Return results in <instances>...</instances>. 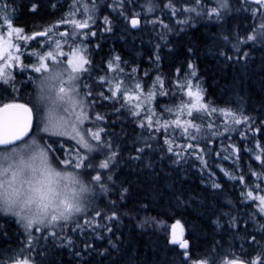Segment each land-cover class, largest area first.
Instances as JSON below:
<instances>
[{
    "label": "snow or ice",
    "instance_id": "6c2138e0",
    "mask_svg": "<svg viewBox=\"0 0 264 264\" xmlns=\"http://www.w3.org/2000/svg\"><path fill=\"white\" fill-rule=\"evenodd\" d=\"M50 6L54 13L64 11L28 33L14 24L17 9L0 3V219L5 220L0 236L9 235V218L24 236L15 248L0 253V264H45L51 242L67 248L79 264H90L94 252L111 254L96 241L117 248L123 218L131 220L137 209L152 210L151 201L129 209L130 187L116 175L125 144L110 117L125 113L141 129L132 144L136 154L127 160L151 168L152 160L145 157L157 149L161 159L167 155L177 166L194 158L200 172L208 173L210 187L221 191L209 158L213 163L232 161L230 171L216 165L239 188L237 207L220 216L228 218L234 236L243 233L244 243L239 254L216 244L192 259L198 246L186 238L179 220L170 232L167 221L157 216H145L138 226L164 235L167 244L176 246L170 251L182 249L181 264H264V117L246 114L241 104L225 101L220 107L207 100L195 60L168 76L158 69L161 46L171 42L169 36L198 24L217 26L208 39L225 62L246 65L252 49L264 48V0H65L59 8ZM36 8L33 3L31 11ZM236 13H248L249 23L230 25L239 20ZM149 25L158 38L148 57L157 66L154 72L141 76L142 69L118 53L103 60L104 69L95 65L93 50L101 45L90 42L98 33ZM188 52L198 55L195 47ZM100 71L104 74L93 75ZM17 77L23 78L19 88ZM31 85V95L20 102L17 94ZM160 97L170 103L161 105ZM109 107L111 113L101 110ZM248 220L258 225L256 233L247 231ZM215 223L220 225V219Z\"/></svg>",
    "mask_w": 264,
    "mask_h": 264
},
{
    "label": "trees",
    "instance_id": "16d2710c",
    "mask_svg": "<svg viewBox=\"0 0 264 264\" xmlns=\"http://www.w3.org/2000/svg\"><path fill=\"white\" fill-rule=\"evenodd\" d=\"M4 2L17 9L14 24L30 33L42 29L59 18L64 9L54 13L50 5L56 3L59 8L65 0H0V3ZM100 2L103 3L104 0ZM33 3L37 5L34 12L31 11ZM234 15L239 17V20H231L230 25L238 22L249 23L246 19L249 16L248 13ZM156 31L159 29L157 28ZM217 31L215 24H209L207 27L204 24H198L187 33L169 36L168 39L171 42L167 46L163 44L161 46L159 71L168 76L187 61L195 60L208 92L207 100L220 107H225V101L229 102L228 106L241 104L246 114L264 117V48L257 46L252 49L251 58L246 65L227 63L223 57L216 54V48L212 47L208 39L210 32ZM98 35V41L93 40V44L101 45L100 52L93 59L96 60L94 63L100 69H104L102 61L110 53H118L130 66H139L142 69L141 76L143 71H150L151 66L156 70L157 66L148 59L154 51L155 44L158 43L151 25L147 31L143 29L137 32L132 30L125 32L121 26L111 34L101 32ZM189 47H195L198 55L190 54ZM209 47L212 48L211 51ZM94 73V76L104 74L103 71ZM18 99L20 102H26L19 96ZM158 99L161 105L170 103L167 98ZM101 110L111 113L110 107ZM110 119L115 121L111 127L123 138L125 144V159L121 161L116 175L118 181L125 182V186L130 187L126 205L132 209L134 205L141 202L151 201L152 210L145 212L137 209L139 214L133 212L131 220L127 216L123 218V223L119 225V232H117V236L121 237L117 248H111L105 240L96 241L100 250L109 248L111 254L100 255L94 252L88 257L90 264H181L182 258L179 253L183 251L182 249L177 247L176 252L170 251L176 246L167 244L164 235L151 226L144 228L138 226V222L145 216H157L166 220L169 232L170 226L179 220L183 225L186 238L194 240L198 246L193 251L192 259L197 258L198 254H206L216 244L222 245L223 251L231 250L239 254V246L244 243L241 239L243 233L234 236L226 224L228 218L220 216L221 211L228 212L237 207L235 201L239 191L238 185L221 171V167L230 171L232 161L216 159L213 163V158H209L211 171L215 172L217 182L223 185L222 191L210 187L208 173L200 172L199 162L194 158L177 166L168 159L167 155L161 159L157 149L146 155L145 160L151 159L152 167H145L144 162L127 160L129 154H136L132 144L134 139H139L141 133L135 118L125 113L113 114ZM244 160L247 161V155ZM217 164L221 167H217ZM229 200L234 203L229 204ZM240 209L244 210L242 205ZM233 214H236L235 211ZM218 218L220 225L215 223ZM2 226H5L4 219H0V227ZM6 227L9 235L0 236V253L6 248H15L24 239L23 230L13 223L12 219H8ZM257 228L258 225L253 220H248V232L256 233ZM177 231L180 229L178 228ZM0 259H3L2 255ZM44 260L45 264H70V262L79 264V258H73L69 250L60 247L58 242L47 244Z\"/></svg>",
    "mask_w": 264,
    "mask_h": 264
},
{
    "label": "rangeland",
    "instance_id": "374dc122",
    "mask_svg": "<svg viewBox=\"0 0 264 264\" xmlns=\"http://www.w3.org/2000/svg\"><path fill=\"white\" fill-rule=\"evenodd\" d=\"M102 3V2H101ZM107 14V13H106ZM150 26V25H149ZM148 26V27H149ZM148 27H146V28H144V30H148ZM39 31V30H38ZM133 31V30H132ZM138 31H140V30H138ZM137 32V31H136ZM109 34V33H108ZM111 34V33H110ZM98 38H99V35H98V37L97 38H92V40H91V42H90V44L91 45H95V44H93V42L94 41H98ZM94 40V41H93ZM100 51H99V49L98 50H96V49H94L93 50V58L97 55V53H99ZM110 52V51H109ZM94 62H96V60H94ZM102 64L106 67V65L103 63V61H102ZM97 65V64H96ZM98 66V65H97ZM99 67V66H98ZM104 67V68H105ZM101 69H103V68H101ZM155 70L153 69V66H151V69H150V73H152V72H154ZM95 73H93V75H94ZM109 75L111 76L112 74L111 73H109ZM97 76V75H96ZM21 79H23L22 77H17V84H16V87L17 88H19V87H21V85H20V83H19V81L21 80ZM35 86L34 85H31V86H29L28 88H26V89H24L23 91H21L20 93H18L17 94V97L19 96V97H21V98H23L25 101H27V99H28V95H31V93H32V89L34 88ZM107 94V93H106ZM0 215H2V214H0ZM9 219H11V218H9ZM3 225V224H2ZM22 229V228H21ZM179 232V231H178Z\"/></svg>",
    "mask_w": 264,
    "mask_h": 264
},
{
    "label": "water",
    "instance_id": "95a60500",
    "mask_svg": "<svg viewBox=\"0 0 264 264\" xmlns=\"http://www.w3.org/2000/svg\"><path fill=\"white\" fill-rule=\"evenodd\" d=\"M133 31H138V29H132Z\"/></svg>",
    "mask_w": 264,
    "mask_h": 264
}]
</instances>
